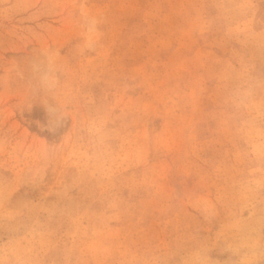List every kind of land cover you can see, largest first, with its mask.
Returning <instances> with one entry per match:
<instances>
[{"label": "rangeland", "instance_id": "obj_1", "mask_svg": "<svg viewBox=\"0 0 264 264\" xmlns=\"http://www.w3.org/2000/svg\"><path fill=\"white\" fill-rule=\"evenodd\" d=\"M0 264H264V0H0Z\"/></svg>", "mask_w": 264, "mask_h": 264}]
</instances>
